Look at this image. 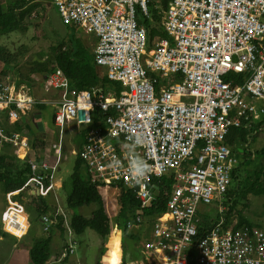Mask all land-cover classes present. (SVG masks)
Returning a JSON list of instances; mask_svg holds the SVG:
<instances>
[{
	"label": "built area",
	"instance_id": "1",
	"mask_svg": "<svg viewBox=\"0 0 264 264\" xmlns=\"http://www.w3.org/2000/svg\"><path fill=\"white\" fill-rule=\"evenodd\" d=\"M49 1L63 24L95 36L94 65L120 90L73 89L54 66L41 81L50 98L37 101L28 83L0 75V153L9 146L29 168L22 188L5 195L3 231L7 214L13 226H21L15 213L26 216L28 201H55L58 210L40 217L44 234L65 219L58 212L60 185L53 180L64 131L83 127L71 155L80 159L103 198L112 191L118 200L122 188L133 193L139 209L127 221V232L149 228L143 257L135 264H264V230L226 224L223 202L238 166L226 144L229 131H245V149L264 132V0ZM145 21L165 37L150 38ZM36 105L55 109L56 144L49 152L33 150L26 135L25 116ZM138 160L152 166L142 179L130 172ZM162 179L171 182L169 190L156 183ZM154 188L159 197L168 191L166 211L146 219L143 210L158 198ZM210 205L217 214L200 236V216L207 213L201 208ZM67 251L73 254V247ZM68 255L61 253L58 261Z\"/></svg>",
	"mask_w": 264,
	"mask_h": 264
},
{
	"label": "rangeland",
	"instance_id": "2",
	"mask_svg": "<svg viewBox=\"0 0 264 264\" xmlns=\"http://www.w3.org/2000/svg\"><path fill=\"white\" fill-rule=\"evenodd\" d=\"M13 2L14 0H0L4 9ZM34 4H38V7L33 12L26 15L20 24V28L0 38V48L3 49V56L7 59L12 58L9 62V66L0 63V72L9 74L15 79L21 77L24 82L28 83L33 88V94L37 101H41L42 99L50 98L49 95L43 94V83H41L45 75L41 66L45 64L43 62L46 56L49 55L50 47L62 41H67L69 34L73 33L76 38L79 39L80 45L86 47L87 50L93 54L95 36L84 35L78 29H70L71 27L63 24L56 9L51 5L49 0H38V2ZM147 9L149 12V19H153L154 15L152 14L151 7L148 6ZM136 21L139 23L142 22L141 16L138 13L136 14ZM54 114L55 109L51 105H36L32 111L28 112L25 116L31 129L26 135L30 142L33 138L36 144V148L33 150L42 151L43 148H45V151L49 152L51 146L56 144L57 130L53 127L52 123ZM83 135V127L78 131H75L74 127L64 131L62 160L54 175L53 183L58 181L62 183L67 180L71 174L75 160L71 152L74 149L73 146H76L73 142L75 137L80 139ZM234 139L235 149H245V142H240L235 135ZM228 146L231 150H235L234 147ZM263 148L264 132L254 137L253 142L245 149L247 150L246 154L253 155L254 157L249 169L239 170L238 181L240 182V191H236L237 187L235 184L230 185L228 188V196L224 198L223 202L225 209H227V207H234L235 209L236 214L230 217V222L237 223L238 219L243 217L253 226H258L264 230V196H253L247 193L250 184L254 181L252 170H257L264 166ZM113 196L111 191L107 194L106 198L102 197L105 213L112 224L119 212L118 200H115ZM57 197V204L60 208L58 212L65 216L62 222V226L65 229L64 236L61 235L58 229L59 222L57 226L50 227L47 233L44 234L42 232L40 217L44 214H48L50 208L57 209L54 200L43 199L47 210L44 212H42V210L39 215L36 213V205H31L29 201L25 202L23 206L25 215L27 216L26 221L29 225L28 231L19 241L9 236L3 237V240H0V264H32L29 258V249L31 245L37 240L46 238L51 239L50 258L46 264H97L99 262L102 264L101 256L102 254L104 256L108 249L109 237L107 239H101L94 232L89 230L80 236H75L71 233L68 228L70 213L72 212L69 213L65 208L66 193L62 191L61 185L59 189H57ZM228 199L230 200L229 203L227 202ZM4 209L5 196L1 193L0 189V233L2 230L1 215ZM201 209V212H207L201 214V220L203 216L207 219H214L217 214V210L213 205ZM92 211L93 207L90 206L82 207L74 212L85 218H90ZM66 227L68 228L66 229ZM115 227L116 226H113L112 233L115 232ZM135 236L137 240H134L135 238L130 235H121L120 246L121 249H124L123 255L128 264H135L136 261H140L143 257L145 233H136ZM14 245L16 246L15 249L13 248ZM69 246L73 247L74 254L68 255L67 249ZM61 253L65 256L68 255V257L59 262L58 259ZM135 255H138L137 259Z\"/></svg>",
	"mask_w": 264,
	"mask_h": 264
},
{
	"label": "trees",
	"instance_id": "3",
	"mask_svg": "<svg viewBox=\"0 0 264 264\" xmlns=\"http://www.w3.org/2000/svg\"><path fill=\"white\" fill-rule=\"evenodd\" d=\"M37 7L38 4L26 5L23 1L14 0L10 6L4 9L0 3V38L17 31L26 15L33 12ZM158 20L159 18L154 19L155 22ZM150 26V23L145 21L144 27L148 29L150 38L154 37L156 34L162 37L165 36L163 33H159L155 29H150ZM70 29H72V27ZM11 60L12 58L7 59L5 56H3V49L0 48V63L9 66V62ZM43 63L45 64H43L41 67L45 75H48V73L52 71L53 67L56 66L64 74V76L69 79L70 85L73 89L94 92L99 87H113L117 93L120 90L119 85L115 83H109L107 79L100 77L99 72L94 65L93 54L90 53L86 47H82L80 45L79 39H77L73 33L69 34L67 41H62L61 43L50 47L49 55ZM4 74L5 73L0 72V75ZM229 78L231 77L227 76L225 79L229 80ZM95 113L102 116V114L97 111ZM14 130L20 132L21 128L16 125ZM234 135L237 136L240 142H245L244 130H232L229 131V135L226 138V144L234 147ZM80 141L81 138L77 139L75 137L73 143L79 144L81 143ZM31 143L32 147L35 149L36 144L34 143L33 138L31 139ZM77 149H79L78 146ZM246 151L247 150L243 148L240 150H232V155L238 162V166L234 169L235 171H232L231 179L232 184H235L237 187L236 191L238 192L240 191V182L238 181L239 170L249 169L254 157L253 155L246 154ZM9 152L10 147L6 146L0 153V189L4 196L20 190L29 177V168L27 165L15 159ZM262 154L264 159V148L262 149ZM243 158L245 159L242 160ZM252 174L254 181L250 184L247 193L253 196H264V166L258 168L257 170H252ZM158 182L159 181H156L158 186L162 185V188L169 190L171 185L170 181L162 179L160 183ZM96 187L97 184H92L89 178L86 176L85 167L80 159L75 157L71 174L67 180L61 183L62 191L66 193L65 208L69 213L72 212L70 213L69 229L75 236H80L89 230L94 232L101 239H107L112 234L113 226H116L121 235H130L131 237L135 238L134 240H137L135 236L136 233L148 234L149 228L146 227H144L140 232H127L126 230L127 221L139 209V203L135 200L132 192L127 191L125 188L121 189L118 199L119 212L112 224L111 220L105 213L103 199L98 193ZM167 195L168 191L166 193L161 192L160 197L155 199L152 206L143 210L144 218L147 219L149 217H156L165 213L166 209L164 199L167 197ZM227 196L228 194L226 197ZM229 201L230 200L228 199L227 202L229 203ZM90 206L93 207L90 218H85L74 212L75 210H79L82 207ZM36 207V213L38 215L42 210V212L47 210L43 201H41V204L37 202ZM233 214H236L234 207H227V211L224 215L226 224L230 223V217ZM62 222V218H59L58 229L61 235L64 236L65 229L62 226ZM211 227L212 222H210L206 217H203L200 225V236L209 231ZM241 227H253V225L245 218L240 217L235 225V229H239ZM0 235L9 236L13 239H16L2 231ZM50 242L51 239L46 238L43 240H37L31 245L29 249V258L32 264H46L49 261ZM121 251V263L128 264L125 256L123 255L124 249H121ZM135 257L137 259L138 255H135ZM97 264H100V262Z\"/></svg>",
	"mask_w": 264,
	"mask_h": 264
},
{
	"label": "bare ground",
	"instance_id": "4",
	"mask_svg": "<svg viewBox=\"0 0 264 264\" xmlns=\"http://www.w3.org/2000/svg\"><path fill=\"white\" fill-rule=\"evenodd\" d=\"M16 217L21 224L20 227L13 226L10 223V214H7L3 218L4 230L10 235L20 239L26 232L27 224L25 222L26 216L15 213ZM108 249L102 258L103 264H120L121 263V234L118 230L112 233L108 239Z\"/></svg>",
	"mask_w": 264,
	"mask_h": 264
},
{
	"label": "clouds",
	"instance_id": "5",
	"mask_svg": "<svg viewBox=\"0 0 264 264\" xmlns=\"http://www.w3.org/2000/svg\"><path fill=\"white\" fill-rule=\"evenodd\" d=\"M100 75V74H99ZM30 128V126H28ZM31 130V129H30ZM28 132V131H27ZM82 139V137H81ZM81 142V141H80ZM135 144H140L141 141L137 139ZM152 171V166L148 165L145 161L138 160L135 163H133L130 167V172L134 178L142 179L146 177V174ZM159 198V197H158ZM3 230V229H2ZM4 232V231H3ZM5 233V232H4ZM9 234V233H7ZM10 235V234H9ZM12 236V235H11ZM14 237V236H13ZM24 237V236H23ZM21 237V239L23 238ZM15 238V237H14ZM17 239V238H16ZM17 239V240H21Z\"/></svg>",
	"mask_w": 264,
	"mask_h": 264
},
{
	"label": "water",
	"instance_id": "6",
	"mask_svg": "<svg viewBox=\"0 0 264 264\" xmlns=\"http://www.w3.org/2000/svg\"><path fill=\"white\" fill-rule=\"evenodd\" d=\"M22 122H25V119H22ZM26 130L29 132L30 131V128L28 127V126H26ZM153 192V193H152ZM152 194H153V196L154 197H159V193H158V191H157V189L156 188H154L153 190H152Z\"/></svg>",
	"mask_w": 264,
	"mask_h": 264
},
{
	"label": "crops",
	"instance_id": "7",
	"mask_svg": "<svg viewBox=\"0 0 264 264\" xmlns=\"http://www.w3.org/2000/svg\"><path fill=\"white\" fill-rule=\"evenodd\" d=\"M59 185H61V182L60 181H58V182H56V186H59ZM2 232H3V230H1ZM3 237H6V236H2V235H0V240L2 239L3 240ZM19 241V240H18ZM15 245L13 246V248L15 249ZM101 258H103V254H102V256H101ZM100 261H101V259H100ZM103 263V262H102Z\"/></svg>",
	"mask_w": 264,
	"mask_h": 264
},
{
	"label": "flooded vegetation",
	"instance_id": "8",
	"mask_svg": "<svg viewBox=\"0 0 264 264\" xmlns=\"http://www.w3.org/2000/svg\"><path fill=\"white\" fill-rule=\"evenodd\" d=\"M96 189H97L98 193L100 194V196L102 197V195H101V193L99 192V190H98V188H97V187H96Z\"/></svg>",
	"mask_w": 264,
	"mask_h": 264
}]
</instances>
